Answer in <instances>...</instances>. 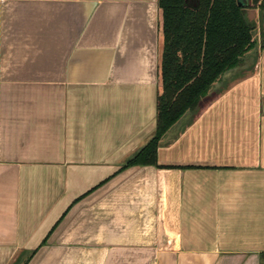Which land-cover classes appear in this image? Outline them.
<instances>
[{
    "label": "crops",
    "instance_id": "obj_1",
    "mask_svg": "<svg viewBox=\"0 0 264 264\" xmlns=\"http://www.w3.org/2000/svg\"><path fill=\"white\" fill-rule=\"evenodd\" d=\"M246 17L257 47L160 167L119 170L155 131L158 0H0V264H264V8Z\"/></svg>",
    "mask_w": 264,
    "mask_h": 264
},
{
    "label": "trees",
    "instance_id": "obj_2",
    "mask_svg": "<svg viewBox=\"0 0 264 264\" xmlns=\"http://www.w3.org/2000/svg\"><path fill=\"white\" fill-rule=\"evenodd\" d=\"M251 1L264 8L262 0ZM158 7L162 39L155 131L119 170L160 167L157 149L165 134L184 115L195 116L211 100L216 82L258 43L256 27L246 17L247 6L237 0H158Z\"/></svg>",
    "mask_w": 264,
    "mask_h": 264
},
{
    "label": "rangeland",
    "instance_id": "obj_3",
    "mask_svg": "<svg viewBox=\"0 0 264 264\" xmlns=\"http://www.w3.org/2000/svg\"><path fill=\"white\" fill-rule=\"evenodd\" d=\"M246 1H247V3H248V6H247V9H246V12L249 13V14L251 15V14H252V9L255 8V4H253L251 0H246ZM257 38H258V37H257ZM238 69H239L238 67H237V68H234L233 70H231L230 72H228L227 74H225V75L221 78V80H219V82H216V84L214 85V87L212 88V90L216 89V88L220 85V83H222L223 81H225V80L227 79V77H229V75H230L231 73H236V71H238ZM187 117H188V115L184 116V117L179 121V123L184 122L185 119H186Z\"/></svg>",
    "mask_w": 264,
    "mask_h": 264
},
{
    "label": "water",
    "instance_id": "obj_4",
    "mask_svg": "<svg viewBox=\"0 0 264 264\" xmlns=\"http://www.w3.org/2000/svg\"><path fill=\"white\" fill-rule=\"evenodd\" d=\"M237 4L240 6H248V3L246 0H237Z\"/></svg>",
    "mask_w": 264,
    "mask_h": 264
}]
</instances>
